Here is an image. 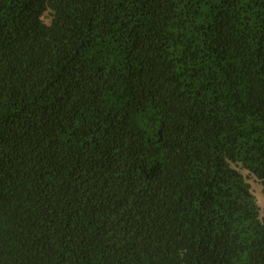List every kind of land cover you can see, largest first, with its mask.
<instances>
[{"label": "trees", "instance_id": "obj_1", "mask_svg": "<svg viewBox=\"0 0 264 264\" xmlns=\"http://www.w3.org/2000/svg\"><path fill=\"white\" fill-rule=\"evenodd\" d=\"M264 0H0V264H264Z\"/></svg>", "mask_w": 264, "mask_h": 264}, {"label": "rangeland", "instance_id": "obj_2", "mask_svg": "<svg viewBox=\"0 0 264 264\" xmlns=\"http://www.w3.org/2000/svg\"><path fill=\"white\" fill-rule=\"evenodd\" d=\"M241 173L245 176L246 181L250 185V190L256 198L257 204L259 206V213L261 217H264V193L262 190L261 183L252 176L247 170L239 168Z\"/></svg>", "mask_w": 264, "mask_h": 264}]
</instances>
